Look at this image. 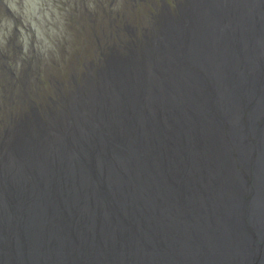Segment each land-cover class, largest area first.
I'll return each instance as SVG.
<instances>
[{
	"label": "water",
	"instance_id": "1",
	"mask_svg": "<svg viewBox=\"0 0 264 264\" xmlns=\"http://www.w3.org/2000/svg\"><path fill=\"white\" fill-rule=\"evenodd\" d=\"M1 163L0 264H264V0H191Z\"/></svg>",
	"mask_w": 264,
	"mask_h": 264
},
{
	"label": "flooded vegetation",
	"instance_id": "2",
	"mask_svg": "<svg viewBox=\"0 0 264 264\" xmlns=\"http://www.w3.org/2000/svg\"><path fill=\"white\" fill-rule=\"evenodd\" d=\"M4 1L0 0V82L4 76L8 77L10 94L14 91L19 92L23 87L19 98H25L26 101L18 103V111L10 109L6 114L9 119L0 126V166L1 160L9 154L16 143L27 132L35 129L36 123L47 124L50 120H57L59 117H71V107L89 90L91 83L97 82L101 72L108 70L111 65L119 61L141 62L145 52L157 47L163 39L164 30L181 16L191 2V0H158L152 11L139 17L133 14V19H127L126 16L122 18L120 12L115 13L112 9L114 2L111 1L106 7H102L101 13L99 0L96 4L97 10L87 16L83 12L86 5L83 10L77 9L76 13L72 14L76 19L70 18L72 25L76 26L75 36L78 42L74 45V54H71V58L75 57L76 61H70L75 70L67 81L52 84V92L47 93L46 97L39 99L38 102L28 98L25 87L29 83L24 80L25 77L20 78L16 73L17 59L23 54V46L18 44L22 34L17 23H15L16 27L8 22L14 23L16 19L3 18L4 9L7 14L13 16ZM131 1L134 2V7L138 4V0ZM83 2L85 1L81 0L80 6ZM83 18L90 24L85 26ZM11 25L12 39L9 44L8 29ZM22 25L24 27V23ZM89 26L90 32L86 34ZM66 45L67 41H64L63 53L68 55ZM31 53H34L32 58H36V52ZM22 58L25 59L27 56ZM28 68H32L31 60L28 62ZM2 98L6 100L7 95L2 93ZM5 105L0 106V109Z\"/></svg>",
	"mask_w": 264,
	"mask_h": 264
},
{
	"label": "rangeland",
	"instance_id": "3",
	"mask_svg": "<svg viewBox=\"0 0 264 264\" xmlns=\"http://www.w3.org/2000/svg\"><path fill=\"white\" fill-rule=\"evenodd\" d=\"M84 1L82 6H80L81 0L4 1L13 16L7 14L4 9L3 18L16 19L14 23L8 22L16 27L18 25V29L21 30L22 36L19 37L18 44L23 46V54H20L17 59L16 73L20 78L25 77L24 80L29 83L25 90L28 92V98L32 101L40 102L39 99H44L47 93L52 92V84L65 82L73 74L75 69H73L70 61L76 60L75 57L71 58V54H74V45L78 42L75 36L76 26L72 25L70 18L75 20L76 17L72 14H75L77 9L83 10L84 5L87 6L83 10L85 16L97 10L98 0ZM110 1L114 2L112 4L114 12H120L121 17L126 16L127 19H133V14L138 17L144 13L148 14L153 10L154 4L158 3V0H138V4L134 7V2L131 0H99L100 13L102 7H106ZM77 6L79 7L77 8ZM83 23L85 26L90 24L84 18ZM12 25L8 29L10 30L9 44L12 39ZM89 32L90 26L87 28L86 34ZM4 33L7 34L6 31ZM64 41H67L68 55L63 53ZM32 51L36 52V58H32L34 54L31 53ZM26 56L27 58H22ZM30 60L32 68H28ZM63 60H65L64 63ZM56 64L60 67H57ZM9 81L8 77L4 76L0 82V106L6 104L0 109V126L9 119L6 114L9 113L10 109L18 111V103L26 101L25 98H19L23 87L20 88L19 92L14 91L10 94ZM2 93L7 95L6 100L2 98Z\"/></svg>",
	"mask_w": 264,
	"mask_h": 264
}]
</instances>
